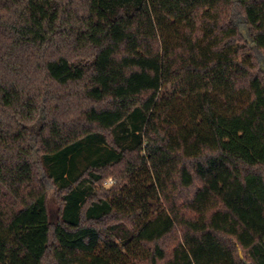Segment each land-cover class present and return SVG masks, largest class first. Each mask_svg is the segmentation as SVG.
<instances>
[{"label":"trees","instance_id":"1","mask_svg":"<svg viewBox=\"0 0 264 264\" xmlns=\"http://www.w3.org/2000/svg\"><path fill=\"white\" fill-rule=\"evenodd\" d=\"M0 264H264V0H0Z\"/></svg>","mask_w":264,"mask_h":264},{"label":"rangeland","instance_id":"2","mask_svg":"<svg viewBox=\"0 0 264 264\" xmlns=\"http://www.w3.org/2000/svg\"><path fill=\"white\" fill-rule=\"evenodd\" d=\"M110 178H113V177H110ZM48 206H49V211L52 216V219L55 220L54 223H56L58 220V205H57L55 196L52 193L49 196Z\"/></svg>","mask_w":264,"mask_h":264},{"label":"built area","instance_id":"3","mask_svg":"<svg viewBox=\"0 0 264 264\" xmlns=\"http://www.w3.org/2000/svg\"><path fill=\"white\" fill-rule=\"evenodd\" d=\"M112 183H114V180H113V178H110L107 182H106V184H112Z\"/></svg>","mask_w":264,"mask_h":264},{"label":"water","instance_id":"4","mask_svg":"<svg viewBox=\"0 0 264 264\" xmlns=\"http://www.w3.org/2000/svg\"><path fill=\"white\" fill-rule=\"evenodd\" d=\"M35 159L37 160V154L36 153H35ZM50 219H51V223H54L55 222V220L52 219L51 214H50Z\"/></svg>","mask_w":264,"mask_h":264}]
</instances>
